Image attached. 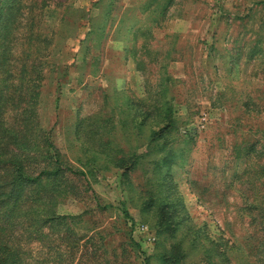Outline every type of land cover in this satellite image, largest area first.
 <instances>
[{"label":"rangeland","instance_id":"1","mask_svg":"<svg viewBox=\"0 0 264 264\" xmlns=\"http://www.w3.org/2000/svg\"><path fill=\"white\" fill-rule=\"evenodd\" d=\"M13 4L0 70L1 95L15 103L2 100L3 158H22L23 139L30 174L52 169L43 139L73 170L84 169L75 159L92 150L137 158L123 173L44 179L48 193L32 209L21 199L24 214L5 232L22 264H142L144 256L161 264L172 244L184 256L179 264H220L211 248L221 235L240 249L230 264H264V0ZM38 83L24 132L20 98ZM161 87L175 121L164 148L119 126L94 127L107 117L117 124L126 98L160 104ZM6 130L16 137L3 139Z\"/></svg>","mask_w":264,"mask_h":264},{"label":"trees","instance_id":"2","mask_svg":"<svg viewBox=\"0 0 264 264\" xmlns=\"http://www.w3.org/2000/svg\"><path fill=\"white\" fill-rule=\"evenodd\" d=\"M17 0H0V70L2 71L5 59H6V45L5 39L8 35V25L13 21V11L14 4ZM26 69V68H25ZM24 69V70H25ZM2 73V72H1ZM39 88V83L34 86L33 89L25 92V98H20V101L23 102V131L27 132L30 129V120L34 116L33 105L38 96V91L36 89ZM166 87H161L160 90H154L156 95L162 97L160 104L152 103L147 104L145 98L139 99V101L135 102L132 99L126 98L123 102V109L120 110L121 117L117 119V124L113 123V118L107 117L101 120V124L95 126L99 129H107L108 131H112L119 126L122 128L123 133L126 137H128L130 131H134V136H138L139 138H146L148 143L157 144L162 148H164V143L162 140L165 138L168 140L170 131H172L175 125L173 107L170 102V98H168L166 94ZM0 91V117L2 112H4V102L8 105H14V98L11 96H3ZM145 93H149L147 88L145 87ZM146 97V96H144ZM4 102H3V101ZM16 98L15 101H17ZM18 102V101H17ZM153 102V101H152ZM86 118H90L87 116ZM98 118L95 116V119ZM0 125L2 123L0 122ZM176 129V128H175ZM133 133V132H132ZM147 133V135H146ZM7 135H10L8 139H13L15 136V132L13 130H6L3 136V139H7ZM25 133H23L24 138ZM188 137V134H185V138ZM78 140V138H77ZM43 157L48 159V163L52 166L51 170H47L46 168L39 170L36 174H30L26 170L27 160L31 159L32 156L29 157V152H31V147L26 146V141L23 139V157L19 158L15 155H10L6 158H3L5 154H0V168L6 170L4 177L0 176V219L3 224L0 226V264H22L20 261V251L12 247L10 244L8 237L9 235L5 232V226L11 224V219L18 217L24 214L20 208V200L24 199L25 201L29 200V206L32 209V205L38 206L41 197L44 195L41 191L48 193L45 188L49 185L48 183H44L43 180H51L52 176H56L58 173L67 172L69 174L80 175L82 177L91 175L94 171L99 170H109V168H116L121 170V173L126 172L130 166L134 165L137 158L133 156L134 160L132 164L128 163L127 158L124 155L117 157L115 155H110L102 151L92 150L90 151V155L82 154L83 161L77 157L75 161L78 164L82 165V168L73 170L70 166H65L63 161L60 160V156L58 152L55 150L53 145L48 139H43ZM99 142V140H98ZM102 146L103 144L99 142ZM163 150H161L162 152ZM234 153L236 157H240L239 159H244L248 156V153L245 152V147L234 146ZM134 155V154H133ZM132 159V158H131ZM157 166V165H155ZM53 191V190H51ZM58 193V192H57ZM46 204V203H45ZM44 204V205H45ZM254 204V207H256ZM179 207V204H174ZM167 206L161 204L158 207V211L161 216L164 217L165 212L163 210ZM261 207V206H260ZM259 210H261L258 207ZM159 214V215H160ZM55 218L53 214H49L46 218V221L49 219ZM59 218V217H57ZM160 222V220H159ZM162 224V222H161ZM170 229L175 230V223L170 224ZM172 230L170 232H172ZM162 235V234H161ZM172 237V235H169ZM224 237L219 238V245L214 244L212 252L216 253L218 256L219 263L230 264L229 263V253H238L240 249L238 247L233 246L232 244H228V241L223 240ZM264 242V240H263ZM172 248L175 251L168 252V255L165 257H160L159 261L161 264H179L184 256L179 254H175L178 251L179 245L172 244ZM263 253H264V243L262 245ZM252 252V249L250 250ZM261 252V253H262ZM173 255V256H172ZM182 256V257H181ZM179 257H181L179 259ZM179 259V260H178ZM244 257L238 255V260L242 261ZM243 262V261H242ZM213 263V262H212ZM142 264H150L148 262V257L144 256L142 259ZM214 264V263H213Z\"/></svg>","mask_w":264,"mask_h":264}]
</instances>
